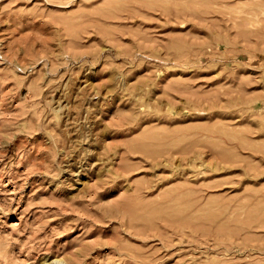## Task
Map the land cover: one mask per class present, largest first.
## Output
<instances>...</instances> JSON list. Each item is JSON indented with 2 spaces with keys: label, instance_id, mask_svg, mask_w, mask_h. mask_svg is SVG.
I'll return each instance as SVG.
<instances>
[{
  "label": "rangeland",
  "instance_id": "rangeland-1",
  "mask_svg": "<svg viewBox=\"0 0 264 264\" xmlns=\"http://www.w3.org/2000/svg\"><path fill=\"white\" fill-rule=\"evenodd\" d=\"M0 264H264V0H0Z\"/></svg>",
  "mask_w": 264,
  "mask_h": 264
},
{
  "label": "bare ground",
  "instance_id": "bare-ground-1",
  "mask_svg": "<svg viewBox=\"0 0 264 264\" xmlns=\"http://www.w3.org/2000/svg\"><path fill=\"white\" fill-rule=\"evenodd\" d=\"M173 200V199H172ZM168 209V208H167Z\"/></svg>",
  "mask_w": 264,
  "mask_h": 264
}]
</instances>
